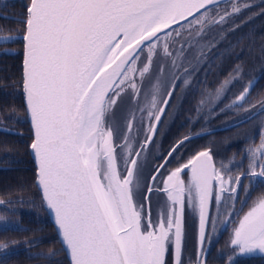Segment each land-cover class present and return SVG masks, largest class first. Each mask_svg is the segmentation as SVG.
<instances>
[{
	"label": "snow or ice",
	"instance_id": "1",
	"mask_svg": "<svg viewBox=\"0 0 264 264\" xmlns=\"http://www.w3.org/2000/svg\"><path fill=\"white\" fill-rule=\"evenodd\" d=\"M219 2L28 0L22 5L23 35L0 36V42L23 43L22 87L32 130L29 149L35 182L42 190L43 204L54 214L71 264H184L185 207L198 212L196 264H207L220 222L219 213L214 217L209 210L214 186L217 204L225 192L234 204L240 199L244 175L264 182V133L259 146L247 149L250 171L237 175L234 185L223 179L225 165L218 168L209 149L186 162L178 161L163 176L175 153L191 139L185 136L162 157L146 185L144 199L150 200L156 191L153 184L163 176L160 191L167 197L162 205L166 210L153 219L136 199V188L144 180L143 153L153 142L179 84V77L172 80L163 107H158L153 95L140 109L141 116L146 111L149 118L140 143L135 109L140 107L137 97L143 89L136 82L137 74L143 80L150 73L161 49L170 56L173 34L181 38L180 30L186 25L203 28L213 23L211 9ZM240 10L233 5V13ZM0 18L9 19L7 15ZM254 83L244 87L235 104L245 101ZM122 93L134 101L127 131L108 121ZM251 107L256 109L253 115L264 113V100ZM121 135L124 141L117 145ZM185 173H190L187 181L182 178ZM250 190L244 189L242 203L247 202ZM231 217L232 212L220 222L224 228ZM230 244L238 248L239 255L264 253V196L234 225Z\"/></svg>",
	"mask_w": 264,
	"mask_h": 264
},
{
	"label": "flooded vegetation",
	"instance_id": "2",
	"mask_svg": "<svg viewBox=\"0 0 264 264\" xmlns=\"http://www.w3.org/2000/svg\"><path fill=\"white\" fill-rule=\"evenodd\" d=\"M251 2L254 0H227L214 5L211 9V14L214 15L219 11L232 13L233 5L240 7L241 11L237 15L233 13L226 16L216 24L206 26L207 23H205L203 28L195 24L192 25V28L186 25L184 29L180 30L182 32L181 40L176 44L172 42L173 52H170L171 55L160 52L158 62L150 67V73L146 74L143 80L137 74L136 82L143 89L141 95L137 97L141 101L140 107L135 109V122L139 128L140 143L144 142L149 124L147 112H143L141 116L140 109L145 107L153 95L157 98L158 107H163V100L167 98L168 90L172 88V80L179 77V84L162 115L154 140L144 151V180L136 188L138 204L143 203L146 212V203H148L153 218L164 200L163 193L160 191L163 176L169 170L177 167L178 161L179 163L186 162L195 153L209 149L214 156L216 166L219 168L221 163L225 165L223 179L233 185L237 175L250 171L247 149L259 146L262 142V133H264V113L253 115L256 109L251 107L252 105L258 107L259 103L264 100V37L254 39L249 36V32L254 27L253 21L264 13V8L249 11L246 8H249ZM27 3L28 0H0V14L8 15L6 13L9 12L20 14L24 9L22 5ZM8 25L7 22L0 23V36L21 34L14 28H8ZM222 25L228 26V32L220 33L223 37L214 38L213 41L226 40L222 44L214 45H218L217 47L222 45V50L225 52L213 51L216 47L203 52L174 53V49L183 46V44L190 43L193 47H197L201 43L196 39L201 34H208L202 36L207 40L224 27ZM193 28L195 31H192ZM197 33L199 34L197 35ZM237 48H240L241 51L237 52ZM20 52L22 58V42L0 43V56L4 55V59L18 56ZM154 60L157 58L154 57ZM145 62L147 63L146 59ZM237 68L240 69L239 72L236 71ZM185 80L188 81L187 84L184 83ZM226 81L229 85L228 89L223 91V94L221 92V94L215 95L217 90L222 89ZM250 81H255L251 87L250 95L246 97L245 101L239 102V105L235 104L236 97L244 87L249 85ZM127 91L130 93V89ZM254 92L257 94L255 95ZM133 104L134 101L130 99V95L122 93V97L118 99L117 104L108 114L109 123L127 131L125 125L127 119L133 118ZM246 109L249 111H245ZM249 116L252 118L245 119ZM152 122H155L154 117H152ZM141 125L142 127H140ZM185 136L191 137V139L175 153L172 162L164 170L163 176L153 184L156 191L151 194L150 200H145L144 197L148 194L146 185L151 183V177L155 174L154 170L163 162L162 157L166 156L177 141L183 140ZM123 141L124 137L121 135L116 143L119 145ZM133 143L139 148V143H136L135 140ZM120 162L123 164V161ZM259 164L258 160L257 171H259ZM189 175L190 173H185L182 178L187 181ZM143 183H146L144 193L140 190ZM228 183L224 185L225 188L228 187ZM215 187L211 195V214L215 217L219 213L220 222L230 212H232V217L226 228L218 222L210 251L207 253V264H209L208 259L214 246L223 237L228 236L229 239V235H231L234 225L238 223L239 216L244 209L255 196L262 195L264 192V182L261 181V178L250 180L247 175H244L240 185V199H237L233 204L232 199L225 192L221 203L217 204ZM248 187L251 190L248 193L247 202L242 203L245 197L244 189ZM9 203L6 208L12 211L20 210L17 205L12 206L13 203ZM184 213V264H196L194 216L191 208L188 207H185ZM209 230L211 231V229Z\"/></svg>",
	"mask_w": 264,
	"mask_h": 264
},
{
	"label": "trees",
	"instance_id": "3",
	"mask_svg": "<svg viewBox=\"0 0 264 264\" xmlns=\"http://www.w3.org/2000/svg\"><path fill=\"white\" fill-rule=\"evenodd\" d=\"M259 8H264V0H254L246 9L255 11ZM24 11L25 9L21 13ZM21 13H6L10 18H0V23L7 22L8 28H14L16 32L22 33L24 24L21 23L23 19ZM253 22L254 27L249 32V36L254 39L264 37V13L256 17ZM236 51L240 52L241 49L237 48ZM21 60V52L18 56L5 59L4 55L0 56V125L21 132V134L0 132V167H2L0 201L3 202L0 204V215L4 217L6 214L4 210H10L6 208L9 202L20 209L6 214L18 218V227H0V245H8L6 248L12 249L5 256L0 250V264H53L44 251L51 244L57 248L61 247L45 216L34 182L35 172L29 153L30 130L21 97ZM9 115L11 118L5 119ZM29 200L37 201L38 211L27 210L25 202ZM44 231L49 234L47 238H41ZM224 239V237L220 239L214 246L208 259L209 264H221L216 253L226 246ZM59 252L63 255L61 264H68L62 249ZM236 264H264V256L243 257L238 259Z\"/></svg>",
	"mask_w": 264,
	"mask_h": 264
},
{
	"label": "rangeland",
	"instance_id": "4",
	"mask_svg": "<svg viewBox=\"0 0 264 264\" xmlns=\"http://www.w3.org/2000/svg\"><path fill=\"white\" fill-rule=\"evenodd\" d=\"M226 12H227V15H226ZM226 12L225 11H221V12L219 11V12L215 13V15L214 14H211V16L213 18V21H214L213 23L216 24V23H218L221 20V18H225L226 16H230V15L233 14V11H232V13L231 12H228V11H226ZM238 13H235L234 15H237ZM222 22H224V21H222ZM213 23H211V24H213ZM211 24H208L207 23L206 26H209ZM222 26H224V25H222ZM227 28H228V26L222 27L221 29H219L218 31H216L215 34L212 37H210L207 40H205L202 36L203 35H208V34H201V36H199L198 39H196L197 42L201 43L197 47L196 46L193 47V45H191L190 43L183 44L184 43V41H183V43H182L183 46H180L179 47L180 49L179 48L174 49V53H178L179 54V53L184 52V53H188L189 54L191 52H203V51L210 50V49L213 50L214 48H216L219 45V43L222 44V43H224L226 41V40H223V39L222 40L221 39H217V42L216 41H213V40H214V38H217V37L218 38L223 37V35H220V33H222V34L225 33L226 34L228 32V30H229V28L228 29ZM22 33H23V31H22ZM22 33L20 35H22ZM15 36H17V35H15ZM181 38H176L175 37V34H173V41L172 42L176 44L179 40H181ZM215 44H218V45L217 46H214ZM212 46H214V47H212ZM172 49L173 48L171 46L170 49H169V52H173ZM193 49H195V50H193ZM222 49H223V47L221 45L220 47H217L213 51H219L220 50L222 52H225V50H222ZM160 52L164 53L162 49L160 50ZM163 58L166 59L165 56H163ZM228 87H229V85L227 83H225L222 86V89L221 90L219 89V90L216 91L215 95H218L219 93L221 94V92L223 94L225 92V90L228 89ZM250 93H251V91H250ZM250 93L247 96H249ZM254 94L256 95L257 92L256 93L254 92ZM254 94H253V96H255ZM18 134H21V132H19ZM143 159H144V153H143ZM144 162H145V160H143V163ZM120 166L123 167L122 162H120ZM144 173H145V171H144ZM146 178H147V176H146ZM145 184L146 183H143V185L140 186V190L143 193L145 192V189H144ZM262 196H264V193L262 195L255 196L251 200V202L248 204V206L244 209V211L242 212V214L239 216V219L244 215L245 212L248 211V208L253 204V202L256 201V200H258ZM25 207L27 208V210H36V211L39 210L38 209L39 208V205H38V203H37L36 200H35V202H34V200L33 201L32 200L26 201L25 202ZM162 208L163 207L161 205L159 207V211L162 210ZM4 211H6V212H4L6 214H8L7 212H13L12 210H4ZM6 214H4V217H3V215H0V227H3L4 228V227H16V225L19 226V222H18L19 220H18V218L16 216L11 217L12 215L11 216H8ZM38 215L41 217L40 213H38ZM156 218H157V213H155V216H154L153 219H156ZM239 219H238V222H239ZM232 231H231V235H232ZM48 235L49 234L47 232H45V231L42 232V236L40 234L41 238H47ZM231 235H229V239H228V236L227 237H224L225 238L224 240L226 242V246L222 247V250L220 249L219 252L216 253V255L220 258V263L221 264H236L237 263V260L239 258L253 256V255L254 256H256V255L264 256V253H260L259 251H256V252L251 253V254L239 255L238 254V251H239L238 248H234V246H232L230 244ZM5 246L7 247L8 245H5ZM6 247L5 248H0V250L2 251V254H4V256L6 254H8L9 252L12 251V249H9V248H6ZM60 249L61 248H57L56 246H52V244H51V245H48L46 247V251H44V252H46L45 255L48 257L49 260L50 259L52 260V263L53 264H61V261L63 259V255H62V253L59 252ZM0 256H1V254H0ZM229 257H232V259L229 260Z\"/></svg>",
	"mask_w": 264,
	"mask_h": 264
},
{
	"label": "water",
	"instance_id": "5",
	"mask_svg": "<svg viewBox=\"0 0 264 264\" xmlns=\"http://www.w3.org/2000/svg\"><path fill=\"white\" fill-rule=\"evenodd\" d=\"M224 1H227V0H220L219 3H222ZM218 3V4H219ZM217 5V4H216ZM0 16H4L3 14H0ZM8 16V15H7ZM10 18V16H8ZM25 27V26H24ZM23 32H24V29H23ZM23 35V33H22ZM2 43V42H0ZM22 63H23V43H22V60H21V76H22V71H23V68H22ZM21 97H22V104H23V109H24V113H25V118H26V122L28 124V127H29V130H30V137H32V130H31V125H30V120L27 118L26 116V98H25V95L23 93V87H22V77H21ZM0 132H4V133H10V134H18L19 132L14 130V129H11V128H8V127H5L3 125H0ZM31 144V142H30ZM29 153H30V157H31V164L34 168V172H35V163H34V159H33V155L29 149ZM2 167H0L1 169ZM168 174V173H167ZM166 174V175H167ZM165 175V176H166ZM34 182H35V173H34ZM35 185H36V189H37V192H38V196H39V199L42 203V207H43V210H44V213H45V216L47 218V220L50 222L53 230H54V233L57 237V240L60 244V247L63 251V254L65 256V259L67 261L68 264H71V258H70V253L67 252L65 250V246L63 245L62 243V238L58 232V229H57V226L55 224V218H54V214H52L49 210H47L46 206L43 204V197H42V190L37 186L36 182H35ZM163 188V184L161 183V189ZM163 197H164V200H163V204L164 202L166 201L167 197H166V194H163ZM210 203H211V196L209 198V210H210ZM162 204V205H163ZM146 209L147 211L146 212H149V208H148V204L146 203ZM166 209L163 207L162 210L159 211V209L156 211L157 213V217L162 213L164 212ZM191 212H192V215L194 216V244H195V252H196V255H197V247H198V243H197V229H198V212L194 211L193 209H191ZM185 214V213H184Z\"/></svg>",
	"mask_w": 264,
	"mask_h": 264
}]
</instances>
